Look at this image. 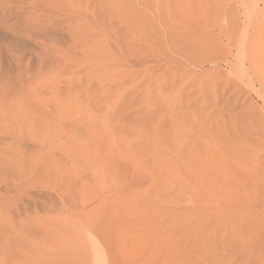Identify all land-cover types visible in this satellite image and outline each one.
Masks as SVG:
<instances>
[{
  "label": "rangeland",
  "instance_id": "374dc122",
  "mask_svg": "<svg viewBox=\"0 0 264 264\" xmlns=\"http://www.w3.org/2000/svg\"><path fill=\"white\" fill-rule=\"evenodd\" d=\"M263 32L264 0H0V214L48 264H264Z\"/></svg>",
  "mask_w": 264,
  "mask_h": 264
},
{
  "label": "bare ground",
  "instance_id": "6f19581e",
  "mask_svg": "<svg viewBox=\"0 0 264 264\" xmlns=\"http://www.w3.org/2000/svg\"><path fill=\"white\" fill-rule=\"evenodd\" d=\"M253 9H254V7H253ZM256 9H257V7H256ZM260 11H261V9H257L256 14L258 15ZM245 30L243 29L242 34H245ZM261 35H264V32ZM243 36L244 35H242V38H243V44H244L245 48L251 45V42H253L252 40H255V39H258L259 37H261V36L258 37V35H256L257 37L255 36L256 38H254V37L247 38V37H250L248 35H247V37H246V35L244 37ZM260 39L261 38H259V40ZM259 40H258V43H256L257 41H254V43L256 45L260 44V42L263 43V41H261V40H263V38L260 41ZM256 45H254V48ZM261 96L263 97L262 99L264 102V94ZM261 96H260V98H261ZM225 176H228V175L227 174L225 175V173L223 172L221 177H215V180H214L215 182H213V185L215 184L217 186V184H218L217 181L221 182V184H222V181L226 180ZM227 181H229V180L227 179ZM221 184H219V185H221ZM213 185H212V187H213ZM224 189H227V188L224 187ZM229 189H227V190H229ZM213 191H214V189H213ZM216 191H214V192H216ZM216 194L218 195V193H216ZM213 197H215V196L213 195ZM40 218L36 217V218H29L27 220H23L22 224L17 226V224H15L14 221L12 220V218L7 216L6 213L0 214V237L3 236L5 238L4 240L1 241L2 246H0V264H48L49 263L47 261V259H48L50 254L48 255L49 250H48V246L46 243V237H43L45 239H43L42 237H40V238L38 237L40 234H44V236L46 235L45 234L46 229H47L46 225L48 223H46V221H44V219H42V218L40 219ZM234 219L235 218H233L232 220H234ZM236 219H241V218L237 217ZM235 224L237 225L236 222H235ZM41 231H44V232L42 233ZM16 232L19 233V234H17L18 237L16 236L17 238H13V240L15 239V241L12 240L13 243L10 245L11 242L9 243V241H10L11 234L16 233ZM235 234H237V233H235ZM40 236H42V235H40ZM90 246H91L90 248H91V256H92L91 264H101L100 258L96 256L97 245L95 244V242L93 240L90 241Z\"/></svg>",
  "mask_w": 264,
  "mask_h": 264
}]
</instances>
